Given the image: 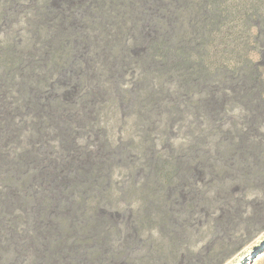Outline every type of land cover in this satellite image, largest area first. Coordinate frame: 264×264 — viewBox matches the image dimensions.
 Masks as SVG:
<instances>
[{
  "label": "trees",
  "instance_id": "16d2710c",
  "mask_svg": "<svg viewBox=\"0 0 264 264\" xmlns=\"http://www.w3.org/2000/svg\"><path fill=\"white\" fill-rule=\"evenodd\" d=\"M31 4L37 17L32 25L34 41L39 43L37 48L30 41L24 48L0 46V67L5 72L4 78L0 76V111L3 96H12L9 115H31L38 134L34 141L49 136L65 141L64 131L70 137L96 132L108 152L104 159H96V167L71 169L69 187L54 193L61 208L70 206L61 196L76 201L67 233L55 226V220L51 225L32 223L45 218L54 204L38 198L36 211L26 214L32 218L27 230L37 231L27 246L8 258L2 231L16 234L15 222L0 207L2 264H66L74 255L93 264H222L236 246L231 229L238 208L225 184L251 179L253 159L263 156L250 138L258 120L264 119V8L248 12L235 5L230 12L233 6L226 0H31ZM81 53L91 57L78 60ZM133 70L137 76L126 92L119 84ZM94 72L98 88L107 79L104 94L96 93V100L102 103L107 98L106 109H116L113 114L121 107L137 116L132 130L136 142L105 140L100 104L96 122L64 125L48 110L70 109L65 104L51 107L37 95L58 74L77 88L73 98L85 106L93 91H81ZM30 88L37 90L34 96ZM113 120L117 129L111 134L116 135L125 122L116 116ZM225 122L227 127H222ZM181 128H187L189 135L176 151L169 138ZM133 150L144 159L129 166L131 180L117 194L118 200L134 206L128 223L110 233L103 223L86 225L82 195L96 189L105 203L111 201L106 186L114 160L121 156L130 163L126 154ZM26 159L24 155L12 167L24 169ZM8 168L0 165V185L13 188L19 201L12 205L25 210L33 177L16 178ZM140 172L143 179L135 185ZM198 177L213 181L202 187ZM198 220L205 225L198 227ZM79 235L86 237L87 245L70 250L66 241ZM104 238L108 240L103 242ZM95 243L96 250L90 249Z\"/></svg>",
  "mask_w": 264,
  "mask_h": 264
},
{
  "label": "rangeland",
  "instance_id": "374dc122",
  "mask_svg": "<svg viewBox=\"0 0 264 264\" xmlns=\"http://www.w3.org/2000/svg\"><path fill=\"white\" fill-rule=\"evenodd\" d=\"M226 4L233 6L229 8L230 12H234L235 5L244 6L242 9L248 12H251L254 7L259 9L264 8V0H226ZM31 6V0H0V46L9 44L8 46L14 47L15 45L16 47L20 48L22 46L24 48L30 41L37 48L39 42L34 41L36 40V33L32 26L37 17L31 11ZM239 17L241 18V16L237 18ZM249 33L251 35L255 34V29L252 28ZM80 55L78 60H87L88 57H91L88 53H81ZM92 56L96 59V53ZM255 58L252 57L253 60ZM4 74V69L0 67L1 78H4ZM136 76L137 72L135 70L130 74H126L123 81L119 84L120 88L126 92L131 91L132 83ZM60 79L58 74H54L50 78V84L41 88L38 91L39 94H37L40 96L41 101H44L51 107L52 105L53 107H58L65 104L63 106L70 109V112L49 109V116L53 120L58 118V121L64 125L71 123L75 126L85 122H96V105L99 106L100 104L99 110L105 113L103 115L105 116L104 120H101L106 134L103 136L105 140L109 144H115V142L123 141L124 139L133 143L136 142L138 136L132 130H134L133 127L137 122V116L133 115V113H125L121 107L113 114L116 109L114 111H111L110 108L106 109L107 98L102 103L98 99L96 100V93L101 92L104 94L103 89L107 87V79H103L104 82L99 84L98 88L96 86V72H94L91 82L85 85L81 91L82 93L84 91L87 93L89 90L93 91V96L82 107L79 106L80 98H73V91H76L77 88L70 86L65 80L61 81ZM29 90L31 96H34L37 92L35 88H30ZM37 95L35 97H39ZM261 97L264 100V89L261 91ZM13 98L12 96L8 97L4 95L1 100L3 111H0V165L4 168L10 167L7 173L13 174L16 178L33 177L34 183L32 191H30L31 193L27 195L28 205L25 210L22 209L21 205H12L19 201L16 191L7 185H0V198L1 200L4 198L3 201L0 200V207H4L12 218V221L15 222L16 234L12 230L2 231L5 237L4 244L7 247L6 254L8 258H11L15 254L16 249L23 248L21 246L24 245L27 246L31 240L28 238H30L31 234L36 233L37 229L32 228L31 230H27L29 220L32 218L28 220L26 214L28 212L33 214L36 211L38 198H42V200L43 198L48 199L50 202L53 201L54 204L48 208L45 218L39 217L41 219L38 218V223L32 219V223L40 225L42 222H46L48 225H51L55 220V226L61 227L65 233L69 231L70 228L68 226L70 221L68 222V217L76 201L72 203L67 196H61L60 199L70 205L68 209L61 208L55 203L56 197L54 193L60 194L69 187L70 182L68 178L72 174L71 169L78 170L90 166L96 167V159H104L108 152L102 141L98 136L96 137V132H92L87 136L74 135V137H70L64 131L63 138L65 141L59 140L60 137L56 136L45 137L44 140L38 137L34 141V136L38 134L33 129V125H31V115L25 116L20 114L14 117L9 115L12 102L14 101ZM39 114L32 116V120ZM56 114H59V116ZM115 116L121 122H125V126L118 127L116 135H112L111 133L117 129V127H114L116 124V121L113 120ZM227 123L225 122L222 127H227ZM187 130V128H181V130L171 132L169 140L174 150H179L187 142L189 135ZM250 140L260 148L261 152L259 154L263 153V156H256L257 158L253 159L255 171L251 179H248L244 183L241 181L238 183L236 181H227L225 184V188L230 192L231 197L233 196L238 202V208L235 211L237 222L233 224L231 229L232 242L236 246L234 252L222 264H264V119L258 120L257 129ZM158 149L160 152L164 151L161 146H158ZM24 155L27 156L25 161L27 163L26 167L22 170L14 169L12 165ZM126 155L132 161L126 163L122 160L121 156L115 158V167H113L108 175L106 187L109 188L111 201L105 203L101 194L96 189L89 190L82 195L84 198L83 212L88 214V218H84L86 225L94 224L96 226L99 223H103L110 233V230L112 231L113 229H123L128 223V216L134 210V206L132 202L126 203L124 200H118L117 194L119 191L124 190L131 180V176L128 173L129 166L141 162L144 158L138 154L137 150L129 151ZM142 176V172L136 174L135 185L143 179ZM210 181L212 182L213 179L200 177L197 184L204 187ZM73 200H77V197L74 196ZM197 225H199L198 227H203L205 224L198 220ZM83 238L85 239L86 237L83 235H79L77 238L70 236L69 240L72 239V241H66L65 245L70 250L75 249L78 251L81 246L87 245ZM107 240V238H104L103 242ZM0 245L3 247L2 243ZM89 248L96 250V243L89 246ZM27 254L29 256V253ZM38 260L40 261L39 258ZM65 263L93 264L91 262L88 263L86 257H78V255H74ZM0 264H2V259H0Z\"/></svg>",
  "mask_w": 264,
  "mask_h": 264
}]
</instances>
